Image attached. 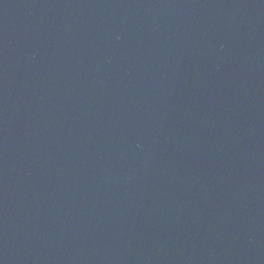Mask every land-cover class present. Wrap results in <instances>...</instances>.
<instances>
[{
	"label": "water",
	"instance_id": "water-1",
	"mask_svg": "<svg viewBox=\"0 0 264 264\" xmlns=\"http://www.w3.org/2000/svg\"><path fill=\"white\" fill-rule=\"evenodd\" d=\"M0 264H264V0H0Z\"/></svg>",
	"mask_w": 264,
	"mask_h": 264
}]
</instances>
